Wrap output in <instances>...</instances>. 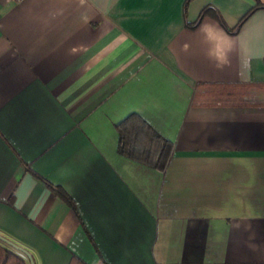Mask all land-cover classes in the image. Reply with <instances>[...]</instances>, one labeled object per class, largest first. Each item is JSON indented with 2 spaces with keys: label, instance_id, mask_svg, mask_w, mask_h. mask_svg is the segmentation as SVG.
<instances>
[{
  "label": "crops",
  "instance_id": "crops-1",
  "mask_svg": "<svg viewBox=\"0 0 264 264\" xmlns=\"http://www.w3.org/2000/svg\"><path fill=\"white\" fill-rule=\"evenodd\" d=\"M255 1L0 0V233L34 264H264V4L187 24ZM130 111L163 170L118 150Z\"/></svg>",
  "mask_w": 264,
  "mask_h": 264
},
{
  "label": "trees",
  "instance_id": "trees-1",
  "mask_svg": "<svg viewBox=\"0 0 264 264\" xmlns=\"http://www.w3.org/2000/svg\"><path fill=\"white\" fill-rule=\"evenodd\" d=\"M186 2L187 0L184 2V12L186 10ZM262 4L264 2L256 0L239 15L235 23L231 26L224 24L221 15L214 6L204 4L199 9L197 16L193 20L187 21V24L193 25L203 14H208L221 22L227 29L234 31L254 7ZM115 126L118 129L117 148L122 154L136 158L162 170L166 167L173 150V142L159 132L139 112H128L119 121L115 122ZM36 175L39 176V174ZM47 184L63 200L74 206L72 197L61 185L48 180ZM0 264H27V261L19 252L0 244ZM68 264L85 263L73 256Z\"/></svg>",
  "mask_w": 264,
  "mask_h": 264
},
{
  "label": "water",
  "instance_id": "water-1",
  "mask_svg": "<svg viewBox=\"0 0 264 264\" xmlns=\"http://www.w3.org/2000/svg\"><path fill=\"white\" fill-rule=\"evenodd\" d=\"M0 239H2V240H4V241L8 242V243L11 244L12 247H14L15 249L20 250L21 252H23V253L26 255V257L28 258L30 264H34V261H33V258H32L31 253H30L26 248H24L23 245H21V244H19L18 242L14 241V240H12V239H10V238H8V237H6V236L3 235L2 233H0Z\"/></svg>",
  "mask_w": 264,
  "mask_h": 264
},
{
  "label": "rangeland",
  "instance_id": "rangeland-1",
  "mask_svg": "<svg viewBox=\"0 0 264 264\" xmlns=\"http://www.w3.org/2000/svg\"><path fill=\"white\" fill-rule=\"evenodd\" d=\"M11 247H12V245H11ZM12 249H14L15 251H17V252H19V253H22L20 250H17V249H15L14 247H12ZM23 254V253H22Z\"/></svg>",
  "mask_w": 264,
  "mask_h": 264
}]
</instances>
